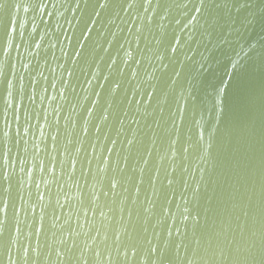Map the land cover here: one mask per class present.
<instances>
[{
  "label": "water",
  "instance_id": "water-1",
  "mask_svg": "<svg viewBox=\"0 0 264 264\" xmlns=\"http://www.w3.org/2000/svg\"><path fill=\"white\" fill-rule=\"evenodd\" d=\"M44 2L0 55L13 92L23 85L6 114L15 264H26L21 243L36 264H100L94 251L102 264H161L160 252L213 264L203 247L193 256L195 239L258 238L261 23L225 43L189 22L186 0Z\"/></svg>",
  "mask_w": 264,
  "mask_h": 264
},
{
  "label": "snow or ice",
  "instance_id": "snow-or-ice-1",
  "mask_svg": "<svg viewBox=\"0 0 264 264\" xmlns=\"http://www.w3.org/2000/svg\"><path fill=\"white\" fill-rule=\"evenodd\" d=\"M151 3V0H148ZM191 5V8L188 5ZM102 6V5H101ZM44 0H0V55L8 56L9 50L13 47L12 41L17 35L22 39L24 36L23 29L25 25L21 22L22 14H29L33 18L42 9L47 8ZM191 14L189 22H195L199 27L204 29V32L212 37L219 31L223 35V42L230 43L229 37L234 34H241L242 30H247L249 26L256 23H261L264 27V0H186L183 5ZM202 21V23H201ZM256 44L253 43L250 48L254 49ZM173 51H175L173 49ZM235 67V65H233ZM15 86L8 79V74L4 69V65L0 64V113H3V122L6 127H0V264H4V257L11 264H15L12 257V248L18 241V236L13 233H19L22 229L18 223H13L15 215L10 219L7 214L9 207V199L11 198V189L13 188L12 175L8 173V153L11 149L8 148L7 141L9 139L8 129L11 128V122L7 120V112L13 107V100L17 94H22L23 85L17 89V93L13 92ZM223 92V89H221ZM14 121L18 123V117L13 110ZM20 134V130L16 131V135ZM19 144V141H16ZM118 239V238H117ZM196 249L193 256L200 255V249L203 247L205 253L211 252L210 259L213 264H264V232H261L259 237H256L255 232L245 235L243 232L239 239L227 241L224 244L217 240L215 246L209 241L207 247L201 244V239L197 238L194 241ZM75 247H78L74 245ZM167 247V246H166ZM24 255L21 257L27 264H36L39 256L30 255L27 248H23ZM36 252V249L32 250ZM71 251V250H69ZM117 253L121 252L120 248L116 249ZM156 253V249L150 250ZM176 252L178 254L179 248ZM135 256V251L129 252L128 249L123 250V258L128 259L129 255ZM104 253L94 251V260L102 264ZM73 254L69 256V260L80 259ZM157 258L161 264H171V260L164 252H160ZM108 259L111 260V255L108 254ZM119 259V256H118ZM151 259V256L149 257ZM203 259V257H201ZM86 264V262H85ZM154 264V262H153ZM185 264H193L192 259H187Z\"/></svg>",
  "mask_w": 264,
  "mask_h": 264
}]
</instances>
